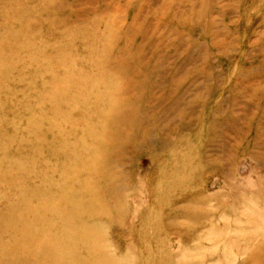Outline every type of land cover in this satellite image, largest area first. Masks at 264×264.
Here are the masks:
<instances>
[{"label":"rangeland","instance_id":"374dc122","mask_svg":"<svg viewBox=\"0 0 264 264\" xmlns=\"http://www.w3.org/2000/svg\"><path fill=\"white\" fill-rule=\"evenodd\" d=\"M0 264H264V0H0Z\"/></svg>","mask_w":264,"mask_h":264}]
</instances>
